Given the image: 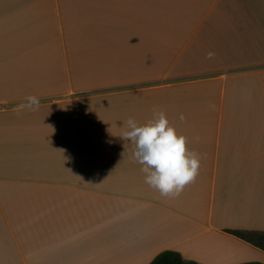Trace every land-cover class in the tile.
<instances>
[{
  "label": "crops",
  "instance_id": "obj_1",
  "mask_svg": "<svg viewBox=\"0 0 264 264\" xmlns=\"http://www.w3.org/2000/svg\"><path fill=\"white\" fill-rule=\"evenodd\" d=\"M154 108L201 156L178 197L120 138ZM232 230L264 233V0H0V264H264Z\"/></svg>",
  "mask_w": 264,
  "mask_h": 264
},
{
  "label": "clouds",
  "instance_id": "obj_2",
  "mask_svg": "<svg viewBox=\"0 0 264 264\" xmlns=\"http://www.w3.org/2000/svg\"><path fill=\"white\" fill-rule=\"evenodd\" d=\"M214 56L210 51L206 58ZM40 103V98L30 95L15 110L36 111ZM184 119L181 114L180 120ZM120 138L134 145L132 158L142 165L144 182L162 197H178L199 175L200 154L188 148V138L177 131L162 109L154 108L152 118L143 124L129 117Z\"/></svg>",
  "mask_w": 264,
  "mask_h": 264
},
{
  "label": "trees",
  "instance_id": "obj_3",
  "mask_svg": "<svg viewBox=\"0 0 264 264\" xmlns=\"http://www.w3.org/2000/svg\"><path fill=\"white\" fill-rule=\"evenodd\" d=\"M231 234L264 249V233L243 230H232ZM151 264H200L194 260L184 259L178 252L164 251L158 255ZM242 264H262V263H242Z\"/></svg>",
  "mask_w": 264,
  "mask_h": 264
}]
</instances>
